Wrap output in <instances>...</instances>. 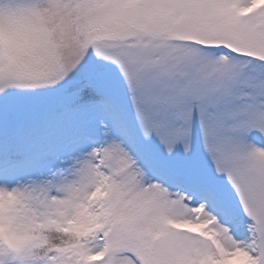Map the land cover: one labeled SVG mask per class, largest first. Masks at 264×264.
I'll return each instance as SVG.
<instances>
[{"label": "snow or ice", "instance_id": "snow-or-ice-1", "mask_svg": "<svg viewBox=\"0 0 264 264\" xmlns=\"http://www.w3.org/2000/svg\"><path fill=\"white\" fill-rule=\"evenodd\" d=\"M0 264H264V0H0Z\"/></svg>", "mask_w": 264, "mask_h": 264}]
</instances>
